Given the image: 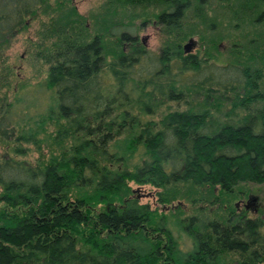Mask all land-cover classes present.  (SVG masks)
Here are the masks:
<instances>
[{
	"label": "trees",
	"instance_id": "trees-1",
	"mask_svg": "<svg viewBox=\"0 0 264 264\" xmlns=\"http://www.w3.org/2000/svg\"><path fill=\"white\" fill-rule=\"evenodd\" d=\"M210 1L197 0L188 22L189 0H110L105 16L126 23L90 28L64 0L50 10L49 0H0V52L39 13L47 18L37 46L45 78L26 93L35 90L33 104L20 102L25 112L45 102L36 132L57 129L56 154L33 164L0 158V264H264L263 221L232 205L264 186V0H218L252 37L228 47L224 65L214 54L228 31L207 38L192 22ZM147 8L158 10L159 53L131 36L130 11ZM193 37L202 53L184 54ZM166 104L175 110L139 119ZM15 108L0 118V139L27 144L33 131L15 135L29 121L24 112L12 123ZM128 183L158 190L161 209L184 195L214 217L150 210Z\"/></svg>",
	"mask_w": 264,
	"mask_h": 264
},
{
	"label": "rangeland",
	"instance_id": "rangeland-1",
	"mask_svg": "<svg viewBox=\"0 0 264 264\" xmlns=\"http://www.w3.org/2000/svg\"><path fill=\"white\" fill-rule=\"evenodd\" d=\"M66 1L65 10L69 9L75 10L79 17L85 19V23L88 24L90 28L92 25H96L101 21L111 20L116 22L118 20L125 22L127 21V16L114 15L112 17L105 16V7L110 0H64ZM199 1V0H198ZM209 6L202 5V18L194 19L195 23H198L199 29H202L205 37H216V34H224L228 31L226 38L219 44V52L221 55L214 54L215 58L218 61H215L216 65H224L228 61L226 54L227 48L232 46L234 43L238 45L244 43L246 40L252 38L246 27L242 30L234 29V22L231 20L229 13H227L218 0H212ZM62 0H49L48 5L50 8H56L59 6L57 3H61ZM197 0H189V9L185 12V20L190 21L191 13L199 5H197ZM158 10H152L147 8L145 10H132L130 11L131 15L134 17V28H131L132 35L134 36L143 48L149 52L159 53L161 46V35L158 30V27L155 26L151 14H156ZM128 17L130 14H127ZM150 19L147 22H143V19ZM46 16L38 14L37 17L30 20L26 27L21 29L15 36L10 40L8 45L5 47L4 51L0 52V118L3 116L7 104L12 105V107L19 111L17 112V117L11 119L12 123L14 121L18 122L20 115L24 113V107L20 99H23L28 94V91L34 89L39 84H41L45 78V72L47 65L41 60L37 47L41 41L42 33V23L46 22ZM94 23V24H93ZM226 24L231 25L229 29L226 30ZM208 26H211L208 28ZM248 33V34H247ZM224 35V36H225ZM195 48H192L190 54L202 53V48L197 37L190 39ZM185 41L182 45L186 44ZM44 43V42H43ZM200 55V54H199ZM109 83V79H106L105 84ZM36 90H39L38 88ZM35 90L31 91L30 94L33 96L27 95V101H30L33 104V99L36 98ZM27 93V94H26ZM194 103V100H191ZM187 100V104L179 105V110H184L186 106L192 104ZM19 103V104H18ZM45 102L41 109L29 110L25 112V121L28 119V123L19 122L17 128L14 129L15 135H20V132L32 130L33 131V141H30L27 144L16 143L14 140L2 141L0 139V158L9 157L14 160L24 161L26 163L33 164L40 159H46L51 151L56 154L57 147L52 144V141L49 139L50 136L53 137V134L57 130L56 127L52 124L44 125L40 131L37 127L32 124L39 113H42ZM194 105V104H192ZM166 108L170 110H175L176 106L174 104L163 105L156 113L152 116L139 115V119L142 122L146 121H157L166 111ZM227 106L223 107L222 110H226ZM215 116H217L215 114ZM19 148L21 153L19 155L14 154L13 150ZM128 186L133 194L132 197L136 199L137 203L140 205H147L150 210L157 209L159 211H164L165 209L170 213L177 214L178 210L181 211L180 218L186 219L188 217H198L199 219H213L214 215H207L206 212L199 213L197 212L196 206L191 205L189 200L186 199L184 195L173 198L167 205L166 208L161 209V206L157 203L156 193L158 190L146 185V186H136L133 183H128ZM250 192L245 197L234 198L232 205H237V211H244V216L248 219L259 218L263 221L264 233V186H248ZM231 202V201H230ZM165 210V213H166ZM217 212V207H214V213ZM219 213V212H218ZM213 215V216H212ZM212 216V217H211ZM186 242L182 236L181 243Z\"/></svg>",
	"mask_w": 264,
	"mask_h": 264
},
{
	"label": "water",
	"instance_id": "water-1",
	"mask_svg": "<svg viewBox=\"0 0 264 264\" xmlns=\"http://www.w3.org/2000/svg\"><path fill=\"white\" fill-rule=\"evenodd\" d=\"M192 47H193V43H192V41H191V40H188V41L186 42V44H184V45L182 46V51H183V53H184V54H190V52H191V50H192Z\"/></svg>",
	"mask_w": 264,
	"mask_h": 264
}]
</instances>
